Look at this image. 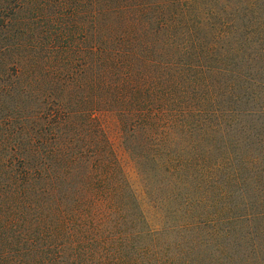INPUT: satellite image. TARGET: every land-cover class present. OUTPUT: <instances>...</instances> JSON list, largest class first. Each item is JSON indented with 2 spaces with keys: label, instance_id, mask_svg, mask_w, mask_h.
<instances>
[{
  "label": "trees",
  "instance_id": "1",
  "mask_svg": "<svg viewBox=\"0 0 264 264\" xmlns=\"http://www.w3.org/2000/svg\"><path fill=\"white\" fill-rule=\"evenodd\" d=\"M113 4L0 0V264H264V0L185 53Z\"/></svg>",
  "mask_w": 264,
  "mask_h": 264
},
{
  "label": "rangeland",
  "instance_id": "2",
  "mask_svg": "<svg viewBox=\"0 0 264 264\" xmlns=\"http://www.w3.org/2000/svg\"><path fill=\"white\" fill-rule=\"evenodd\" d=\"M117 4H113L112 7H119V13L117 15L107 17V20L111 22H118L121 20L123 14L131 19H138L139 14L146 15L149 13H157L160 9L165 7H171L175 12L172 17V24L178 33L187 34L183 36L178 34L177 38L182 42L181 51L183 53L194 51L191 49V45L194 42H200L204 39L212 40L221 36V26L223 24L230 25V20L237 9V5L241 0H115ZM246 2L247 0H242ZM42 4H46L49 8L44 10L48 19L52 16H57L56 23H51L50 28L55 30L62 29L59 33V39L61 47H69L72 45L74 52H78V43L80 40L88 39V36H92L90 22L93 21V6L90 5L91 0H40ZM73 7H75V14L73 13ZM120 7H125L120 9ZM146 9H149L147 12ZM73 13L74 19H69L68 15ZM132 14H137L135 17ZM77 22L82 24V29L78 31L75 26L71 25L72 33L68 34V28L63 31L66 23ZM76 23V24H77ZM194 25L203 29L197 33L194 31ZM78 26V25H77ZM187 30H190L188 32ZM115 33L114 35H116ZM70 35V36H69ZM69 37V38H68ZM86 45V44H85ZM81 49V48H80ZM86 51V48L82 49Z\"/></svg>",
  "mask_w": 264,
  "mask_h": 264
}]
</instances>
